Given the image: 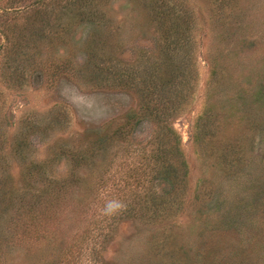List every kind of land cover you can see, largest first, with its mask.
Wrapping results in <instances>:
<instances>
[{"label":"rangeland","instance_id":"obj_1","mask_svg":"<svg viewBox=\"0 0 264 264\" xmlns=\"http://www.w3.org/2000/svg\"><path fill=\"white\" fill-rule=\"evenodd\" d=\"M35 2L0 0V179L20 186L25 165L44 162L53 190L76 184L88 168L68 154L85 150L94 134L108 154L106 185L98 188L106 201L104 189H113V176L151 134L142 118L125 137L110 135L140 102L113 71L144 76L162 59L160 38L136 0H40L51 10L45 17L35 14ZM168 6L186 17L191 44L190 93L169 117L182 165L178 197L162 215L120 220L92 216L90 205L105 203L79 199L81 211L67 219L59 213L63 199L69 210L80 194L66 192L52 202L56 214L39 215L41 228L23 235L5 264H264V0ZM148 182L158 194L168 190Z\"/></svg>","mask_w":264,"mask_h":264},{"label":"trees","instance_id":"obj_2","mask_svg":"<svg viewBox=\"0 0 264 264\" xmlns=\"http://www.w3.org/2000/svg\"><path fill=\"white\" fill-rule=\"evenodd\" d=\"M39 1L36 0L35 5L32 6L35 14L38 13L41 17H45V13L50 15L49 11L51 10H47L45 6L42 8ZM74 1L86 2L90 0ZM136 1L146 9L149 22L155 24V32L161 41L162 59L159 62L153 61L150 69L147 67L144 70V76L138 79L133 78L131 72L125 75L114 69L113 75L115 76L113 79H116V82L124 87L131 85L134 92L139 96L140 102L136 111L125 115L123 121L116 125L110 135L124 136L130 132L129 130L132 131L135 126L137 127L142 118H145L150 121L151 125L149 140L133 151L131 150L132 156L129 157L131 161L125 163L123 174L119 173L113 176H118L117 179L112 181L111 187L113 189H104L106 201L99 199L98 188L106 185V181L102 179L101 167H103L104 157L107 158L108 154L100 148L101 137L94 134L86 138L88 145L85 150L68 154L73 164L88 168L83 169L84 174L76 184L61 183L59 189L53 190L50 179L41 171L42 167L46 166L44 162H31L25 165L26 167L20 175L22 181L21 185L19 184L20 186L10 176H1L0 264H5V261L3 262L5 254L9 256L10 253L19 252L22 248L21 239L23 235L33 234L41 228V224L37 219L39 215L56 214L52 202L58 199L57 196L60 198L65 197L66 192L70 196L75 191L80 194V197L75 200L76 202L74 201L69 210L63 199L59 213L60 215L64 214L67 219L72 215L74 216L79 210L81 211L82 207H79V204L77 205L79 199L83 200L82 203H85L88 198L105 203V205L96 206L90 201L92 203L90 206H93L92 216L98 213H104L106 216V213L109 212L110 217L116 215V219L120 220L122 217L135 214L144 215L145 213L149 218L155 213L162 215L168 209L167 206L174 203L176 197H178L179 194L177 193L179 191H175V186L182 165L178 160V137L169 123V117L186 101L192 82L190 76L191 61L188 58L191 46L190 39H188L190 36H188L189 32L186 25L184 29V24H186L184 19L186 17L184 15L180 16L172 9L169 10V0ZM7 9H11V7H3L2 12H7ZM11 10H14V8ZM77 15H81V13H77ZM36 16L35 20L37 21L40 17L37 18ZM1 25L2 22H0ZM40 32L37 33L40 34ZM2 70L3 67L0 71ZM4 70L6 72L10 71V76H13L16 72L20 73L19 67L11 69L4 67ZM0 74L3 75L2 72ZM18 146L22 149L24 143ZM124 153H129V151L126 149ZM106 163L105 161V165ZM111 164L112 162L108 166ZM114 168L119 169L121 167L115 164ZM88 178H93L90 185L86 181ZM154 180L166 184L168 190L158 194L150 187L146 189L144 183ZM38 182L41 183L40 187L35 186ZM109 197L119 200L121 207L108 211L106 202ZM84 211H86V208ZM23 217L26 218L22 220Z\"/></svg>","mask_w":264,"mask_h":264},{"label":"clouds","instance_id":"obj_3","mask_svg":"<svg viewBox=\"0 0 264 264\" xmlns=\"http://www.w3.org/2000/svg\"><path fill=\"white\" fill-rule=\"evenodd\" d=\"M121 207V205L118 202H109V204L107 205V210L108 211H113L115 209H119Z\"/></svg>","mask_w":264,"mask_h":264}]
</instances>
